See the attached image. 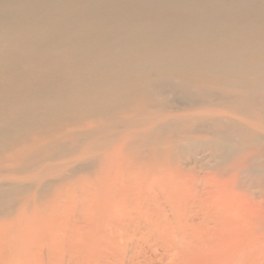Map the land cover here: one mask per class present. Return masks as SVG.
I'll return each mask as SVG.
<instances>
[{
	"label": "rangeland",
	"instance_id": "374dc122",
	"mask_svg": "<svg viewBox=\"0 0 264 264\" xmlns=\"http://www.w3.org/2000/svg\"><path fill=\"white\" fill-rule=\"evenodd\" d=\"M20 1L25 4L26 0ZM68 1L72 3V7H70L69 10L72 13L73 19L78 15L77 18L82 19L83 22H90L87 17L89 15L88 13H91L88 12V10L91 11V9L87 8V6L95 5L97 0ZM112 1L116 2L114 3L116 8H114V6L112 8L110 7L113 2L105 0L106 9L102 8L99 12H93L96 17L101 18V22L105 21L101 26L102 30L93 28L87 23L82 27L63 29L65 39L56 40L58 42L57 47L65 51L66 46L71 45L77 48L76 52H64L65 56L63 57L48 53L33 62L32 58L36 54L34 50H29L17 55H11L12 52L8 51L7 54L11 55L7 58L8 65L23 67L24 64L34 71L35 76L32 83H28L22 87L18 83L13 84L5 80L3 75L5 68L0 66V96L8 97L12 102L20 100L38 101L43 107L46 106V108L49 107L46 105L48 104L49 97L61 98V94H64L62 88V81L64 79L61 73L62 68L65 66L71 73L77 71L67 66V60L75 59L78 63L81 61L82 63L89 64L90 60H96L99 56L103 55L102 52L99 53L100 51L105 50L108 52L111 48L107 41L104 39H102L103 41L99 40L100 36L102 37V35L108 34L112 28L114 29L120 24L131 26L139 22V16H141V14L133 13L131 9H136L134 3L128 0ZM166 1L168 4L173 3V0ZM257 1L258 3L255 4ZM34 2L40 3V0H34ZM7 3H9L8 0H0V6L2 7H9ZM255 3L253 2L247 6L246 10L239 8L240 11L238 10L236 12L237 14L232 18L233 24H236L235 27L239 25H248L250 23L256 25L255 21H257L258 25L262 23L258 13L261 12L260 10L263 11L264 9V0H256ZM152 4L156 6L154 2H152ZM12 7H15V9L20 12L23 11L25 16L29 15L19 4L12 5L11 3L10 8ZM84 8L87 9L84 10ZM51 11L53 12V10ZM152 12L151 9L147 14L148 17L144 16L149 19L150 22H152V18L159 17L164 23H170L174 20L176 24L180 23L179 25L181 26L187 19V15L181 11L170 13L169 9H165L161 11L160 14H153L155 12ZM249 13L252 14V19L249 18ZM51 15L46 14L47 18L51 17ZM218 17L219 19H216L218 23L225 22L223 16ZM240 19H242L244 23ZM253 28L255 29L253 32L255 41H253L252 35V37L244 38L243 41L245 43L243 41H241V43L247 44V42H257L262 32L259 31V28ZM171 33L173 32H168L161 43L153 45L154 48L165 46L166 43L170 42L172 40ZM256 33L257 35H255ZM231 34L230 31H223L222 35H217L218 38H216V41L215 39L207 40L204 45L213 46V48L219 51L228 49V52H232L238 44L235 40H231L232 42H230L227 39ZM127 37L129 36L121 40L119 44L121 49L140 46L131 40H126ZM221 41H225L227 47L220 44ZM31 42L34 44H41L43 41H37V39L32 38ZM14 47V43L9 45V49L12 51ZM89 47V51H84L85 48ZM246 54L248 56H246ZM204 55H208V53ZM259 57L260 55L258 53L247 52L245 55H242L245 61H254ZM146 59L147 57L141 55L140 52L134 53L132 57L126 55L125 52L121 56L118 55L115 57V61H123L127 64L137 63L138 60L146 61ZM50 60L57 64L56 66L59 70L51 71L46 68V66L42 69L46 62ZM110 74H112L111 71L107 72L105 75ZM196 75L199 76V78L196 77ZM209 75L210 74L202 72L189 73L180 68L170 71H154L148 69L143 73L135 74L136 77L133 74L128 75L129 84L136 86L138 92L143 90L149 91V98L146 96L142 97L139 94L129 95L127 99L120 100L118 110L113 111L112 114L115 115V119L118 116L124 117L125 115V118L137 116L136 118L140 117L139 119H143L144 121L147 120L148 123L143 122V126L136 129L132 128L123 132H120L121 130L115 132L116 138L114 137L115 139H112L113 142L100 150L94 149L93 147L89 149L88 145H90L91 148V145H94L96 141L106 136L105 133H102L98 137L96 136V138L91 139L89 142L84 141L77 143L72 140L73 138L67 137L70 141H68L65 146L55 151L51 150V147L43 148V146L45 147L47 145L53 146L52 144H54V142H59L58 144H61V141L69 132L82 130L87 124L91 125L97 122L105 124V121L103 122L101 119L79 117L81 113L77 111L76 107L71 106L64 108L61 106L59 113L43 117L42 119L40 118L36 120V122L38 121L37 124L35 123L36 125H32L24 132L8 139L0 140V185L2 187L4 186V191L2 190L3 198L0 199V264H129V261L133 260L135 256L137 260L134 259L132 262L133 264H172L170 261H173L174 264H222L224 260L225 262L223 264H235L239 256L240 259H243H241L242 263L238 259V263L240 262L241 264H264V252H262L264 250V140L259 143L257 142L258 145L255 143L252 145L250 143L239 142V140L236 139V141H234L235 144H233V146L230 145L231 148L236 146L234 149H231V155L220 157V154L216 151H212L210 147L212 138L214 137V129L211 126L212 121L205 122V125L207 124L209 127L200 122H182L184 120L182 116L188 114L193 115L199 113V111H218L214 106L208 105L207 102L215 104L219 102V96L209 97V94L222 92L226 93L227 96L234 95L238 97L243 92L237 88L240 86H243L244 90L248 92L255 91V96L258 98L259 103L261 101L264 102V80L263 78H257L255 80H245L241 78L240 80H235L237 87L233 86V88L229 86V82H227L229 80L224 77H213ZM154 77H156L158 81V86L153 88L146 86L145 81L151 80ZM182 81L190 83L195 89L181 84ZM45 82H52L54 87L47 88L46 93H37L35 90L37 89L35 88L36 84ZM96 91L97 89L95 86H90L87 89L78 90L76 97L78 99L91 98L96 94ZM47 93H50V95L46 96ZM201 97L206 103L204 107L201 106L202 108L194 105L201 100ZM102 107L103 106H101V108ZM144 107L149 109L147 112H143L146 113L145 115H140L141 113L139 114L138 110L142 108L143 111L145 109ZM203 109L204 111H202ZM218 112L222 114L223 110ZM224 115L234 117L230 111H225ZM242 120L247 123L251 129L259 132L262 136L264 135L263 112L259 114V119L256 122H254L255 120ZM169 121H171L173 125L156 130L158 124L171 123ZM153 125L154 127L152 128ZM205 127L208 128L209 131L211 129V131H205ZM69 128H71V130ZM148 131L150 133L148 139L146 138L142 141L137 137L136 141L123 148L122 156L124 160H128L126 162L127 164L125 165L124 161L121 162L119 165L120 171L118 170L117 174L113 172L115 168H107L106 174L103 175V179H107V181L103 182L102 179L99 178L102 175L103 169L101 165H105L101 161V156L107 151L117 147V145L119 146L126 136L132 134L139 135V132L140 134L145 132L148 133ZM153 132L156 134L154 135ZM179 132H184V134ZM186 132L187 134H185ZM125 133L129 134L124 136ZM168 134L172 136H168ZM55 135H57V137ZM262 136H258V138L262 139ZM58 137L60 138L58 139ZM227 140H230L229 137H227ZM245 140L250 141V137H246ZM91 142L93 143L91 144ZM23 143L25 144L22 145ZM39 149L43 151L40 156L41 159L38 158L34 162L35 165L28 169L25 168L28 163L26 165L23 163L24 165L22 166L20 160L23 154L25 153V156H27ZM235 150L237 154L233 153ZM56 151L58 152L57 154ZM54 152L56 156L51 157ZM238 153L241 154L239 155ZM63 154L66 155L63 156ZM19 155L21 156L18 158ZM44 155L45 158L43 159L42 157H44ZM239 163L242 164V168L238 167ZM170 173H172L171 176L169 175ZM114 175H117L115 176L117 179H114ZM142 177H144L143 180L141 179ZM151 177H161V182L165 183L167 179L170 182L162 185L160 184V186L156 183L154 186L151 183ZM97 178L99 181H97ZM139 179L140 182L138 183L137 181ZM108 180L113 181L110 182L112 188H108V185H110ZM144 183L145 185H143ZM133 188L135 190H133ZM139 191L143 193L140 194ZM139 195L142 197L140 198ZM151 197H153V199ZM148 200L153 201L151 203L153 207H155L154 209L147 205L151 204ZM136 203L137 205H135ZM138 205L141 207L140 211ZM112 206L114 209H112ZM133 206H135V208H133ZM156 208L157 211H154ZM145 209L148 210L144 211ZM152 209L153 211H151ZM113 210L114 212H112ZM149 215H151L152 218H155L154 215H156L158 224L154 221L155 219L153 220ZM97 217L99 219H97ZM166 217H168V219ZM149 218L152 219L151 223ZM166 219L168 220L167 222L165 221ZM226 219L229 221L227 222ZM119 221L124 225H121ZM100 223L101 225H99ZM110 223L114 227L115 225L116 227L127 225V229L121 226L118 229L115 227V229ZM152 223H154V226L150 225ZM117 224L120 225L118 226ZM146 224L148 226L150 225L149 230ZM167 224H170L169 227L171 229H169V227L167 228ZM111 226L113 228H111ZM128 227L130 228L129 230ZM163 228L164 230L168 229L169 231H167L169 234L166 230L164 231ZM227 228L229 230H227ZM152 229H154V231H152L155 233L153 234L154 236L151 235L152 232L150 230ZM137 231L138 233L136 235ZM194 232L197 234L196 238L198 240L193 237L195 234H190ZM119 233H121L122 236L124 234L123 239ZM144 233H146L145 236ZM147 233L149 236H147ZM181 233L183 234L181 235ZM139 235L141 236L139 237ZM166 235L167 238H165ZM170 235H173L174 238L180 237L179 239H183L184 241L180 240L181 243H179V239L176 240V238L174 239L173 236H171L173 241L175 240V242H173L172 238H169ZM219 236L221 239H219ZM198 237H201L202 241L199 240ZM152 238H154V240L158 238L155 240L156 242L153 240L157 245H154L155 243L149 240ZM161 238L165 240L167 245L163 239L161 241ZM130 239L133 241L135 239L134 242L139 241L137 242L138 245L137 243L136 245L133 244V241L131 242ZM191 239H195V241L192 242ZM222 239L224 242L228 240V242H232V244L230 245V243L226 242L227 246L223 244L221 249L220 247L215 248L217 247L215 243L218 242V246L223 243ZM75 241H77V243ZM176 241H178V243H176ZM198 241L200 243H197ZM110 242H112L111 246ZM129 242L131 243L129 244ZM101 243H103L102 247ZM191 243L193 245H191ZM201 243H205L204 245L206 246L204 247ZM186 244L187 247L185 246ZM134 245L136 247H134ZM170 245L171 247H169ZM228 246L230 247L226 248ZM113 247H116L115 250H113L114 252L112 251V249H114ZM184 247H186V249ZM199 247L203 250L200 251L201 249ZM211 247L214 248L212 249ZM103 248L106 252H104ZM204 249H206V251ZM216 250H219L220 253L219 251L217 253ZM246 250L248 252H246ZM110 251L111 254L109 253ZM130 251L132 255H129ZM134 251H136V253ZM170 251L173 252V255H170L171 257L166 255L168 253L172 254ZM223 251L226 257L223 255ZM229 251H231V253ZM242 252H244V254H242ZM229 254L231 257H229ZM102 255H106V259H103ZM243 255H246V257H243ZM173 256H175V258H172ZM173 259L176 260V262H178V259L181 260L176 263ZM221 259L224 260L221 261ZM218 260L219 262H217ZM230 260H234V262L232 261L230 263Z\"/></svg>",
	"mask_w": 264,
	"mask_h": 264
},
{
	"label": "bare ground",
	"instance_id": "6f19581e",
	"mask_svg": "<svg viewBox=\"0 0 264 264\" xmlns=\"http://www.w3.org/2000/svg\"><path fill=\"white\" fill-rule=\"evenodd\" d=\"M8 1H9V3H7V4L9 5V7L0 6V66H3L5 68L4 72H3L5 80H7L13 84L18 83L22 87H24V85H27L28 83L30 84L33 82V78L35 76V73L33 70H31V68L26 67L24 64H23V67H20V66L14 67L13 65H8V61H7L8 57H10L11 55L22 54L23 52H26L29 50H34L36 52V54L32 58L33 62H35V60H37L39 58H42L45 54H48V53L56 54V55H59L60 57H63V56H65L64 52L73 53V52L77 51V48H75L71 45H67L65 51H63L57 47V44H58L57 41L65 39V34L63 33L64 28L68 29V28H73V27H76V28L82 27L87 23L93 28H98V29L102 30L101 26L105 22V21L101 22V18L96 17V15L93 13L94 11L99 12L100 10H102V8L106 9V5L104 3L105 0H97L95 5H88L87 6V8L91 9V11L88 10V12H91V13H88L89 15L87 14L88 15L87 19L90 22H87V21L83 22L82 19L77 18L78 15L76 17L74 16L75 18L73 19L72 13L69 10V8L72 7V3L68 0H40V3L39 2L35 3L34 0H26L25 4H23L20 0H18V1L17 0H13V1L8 0ZM108 1L113 2L112 0H108ZM128 1H131L132 3L135 4L136 9L131 8L132 12L141 14V16H139V18H140L139 22L137 24L131 25V26L125 25V24H120V25L116 26L114 29L112 28L108 34L102 35V37L100 36L99 40L103 41L102 39H104L105 41H107L110 44L111 48L108 50V52H106L105 50L100 51L99 53L102 52L103 55L99 56V58L96 60H90L89 64L82 63L81 61L78 63V61L75 59L67 60L66 61L67 66H69L71 69H76L77 71L75 73H71V71L67 70L65 68V66L62 68L61 73L63 75L62 77L64 78L62 81V85L64 87L62 86V88H63L64 94H61V98L49 97V100L47 102L48 104H46L47 106H49L48 108H46V106L43 107V105L40 104V102H38V101L20 100V101L12 102L10 99H8V97L0 96V140L8 139L12 136L18 135L21 132H24L26 129H28L29 127H31L35 123L37 124L38 121L36 122V120H38L40 118L42 119L43 117L52 116L53 114L59 113L61 106H62V108L67 107V106H71V107H76L77 111L79 113H81V115L79 117L101 119L103 122L105 121V124L104 123L102 124L100 122H97V123L91 124V125L90 124H87V125L84 124V125H86V127L84 129H82V130L80 129L79 131L75 130V132L74 131L69 132L67 134V136L61 141V144H58L59 142H54V144H52L53 146L47 145L45 147L43 146V148L51 147V150L55 151L56 149L62 148L63 146H65V144H67L68 141H70V139H68L67 137L73 138L72 140H74V142H77V143L78 142H84V141L89 142L91 139L96 138V136L98 137L102 133H105L106 136H104V138L100 139L99 141H96L94 145H91V148H90V145H88L89 149H92V147H93L94 149L100 150L101 148H103L106 145H109L110 143L113 142L112 139L116 138L115 132H118L120 130H121L120 132H123V131L129 130V129H132V128L136 129L138 127L143 126V122L148 123L147 120L144 121L143 119H139L140 117L136 118L137 116L125 118V116H126L125 115L124 117L118 116L115 119L114 118L115 115L112 114L113 111L118 110L120 100L122 101V100L127 99V97L129 95L139 94L142 97L146 96L147 98H149V93H148L149 91L147 92V90L146 91L143 90V91L138 92L136 86L131 85L128 82L129 81L128 75L133 74L135 76V74L143 73V72L147 71L148 69H152L154 71H159V70L170 71L173 69L178 70L180 68V69H184L185 71H188L189 73H199V72L201 73L202 72V73L210 74L209 76H213V77H224L225 79L229 80L227 82H229L230 87H233V86L237 87V83L235 82V80H238V79L240 80L241 78H244L245 80L246 79L247 80H249V79L255 80L257 78H263V80H264V9H263V11L260 10L261 12L258 13L259 18L261 19V22H262L259 25L257 24V21H255L256 25H254L253 23H250L248 25H244V26L239 25L238 27L237 26L235 27L236 24L234 25L232 22V18L234 17L235 14H237L236 12L239 10V8L240 9L242 8V10L243 9L246 10V7L249 6L253 2L255 3L256 0H227V1H225V0H173L172 4H168V2L166 0H161V1L128 0ZM152 2H154V4H156V6L153 5ZM11 3H12V5L13 4H15V5L19 4L20 6H22V8H24L25 11H27L29 13V15L25 16V14H23L24 13L23 11L20 12L19 10H16L15 7L10 8ZM114 3H116V2H113V4L110 6L111 8L115 5ZM257 3H258V1L255 4H257ZM108 4H110V3H108ZM152 5H153V7H152ZM154 6H155V8H154ZM87 8H84V10H86ZM114 8H116V7L114 6ZM151 9L153 12H155V13L152 12L153 14H160L161 11H163L165 9H169L170 13L171 12L176 13V12L181 11L182 13L187 15V17H186L187 19L185 18L186 21L184 24L182 23L183 25H181V26L179 25L180 23L176 24L174 22V20L170 23L169 22L164 23V22H162V20L159 17L152 18V22H150V20L145 18L144 16H147L148 12H150ZM51 10H53V12ZM243 13H244V11H243ZM46 14H48V15L52 14V15H51V17L47 18ZM251 15L252 14H250L249 15L250 17L249 16L248 17L251 18ZM218 16H220V17L223 16L225 18V22L218 23V21H216L217 18L219 19ZM254 16H255V14H254ZM256 17H257V15H256ZM240 20L242 21V19H240ZM253 21H254V19H253ZM242 22L244 23V21H242ZM240 24H241V22H240ZM253 27L259 28V31L262 32V33H260L261 39L259 38L260 40L258 39L257 42H255V43L254 42H247V44L241 43V41H243L244 38L252 37V35H253V41H255L254 40L255 36L253 33L255 31V29ZM171 31L173 32V33H171L172 34V40L170 42L166 43L165 46L163 45V46H160L158 48H154L153 45L161 43L164 40L167 33L171 32ZM223 31L224 32L230 31L232 33L229 37H227V39L230 42H232L231 40L236 41V43L238 45L235 48V50H233L232 52H228V49H226L224 51L223 50L219 51L216 48H213V46L204 45V43L207 40L215 39V41H216V38H218L217 35H220V34L222 35ZM255 35H257V33ZM126 36H129L126 38V40H131L135 44H139L140 46L139 47L134 46V48L125 47V48L121 49V46L119 44H120L121 40H123ZM32 38L37 39V41L42 40L43 42L41 44H38V43L34 44L31 42ZM245 40H247V39H245ZM221 42H220V44H222L224 47H227L225 45L226 44L225 41L222 43ZM12 43L15 44L13 51L11 49H9V45ZM89 50H90V47L85 48L84 51H89ZM8 51L12 52L11 55L7 54ZM124 52L129 57H132L134 55V53L140 52V54L143 55L144 57H147V59H146V61L145 60H142V61L138 60L137 63H129V64H127L123 61H118V60L115 61V57H117L118 55L121 56L122 54H124ZM247 52L258 53L260 55V57L254 61H252V60H246L245 61L243 59L244 57L242 58V55H245V53H247ZM205 53H208V55H204ZM246 56H248V55L246 54ZM248 58H250V57H248ZM253 58H255V57H253ZM56 65L57 64L55 62L50 60V61L46 62V64L42 67V69H44L46 66V68H48L51 71L59 70V68ZM109 71H111L112 74L105 75ZM136 76H139V75H136ZM196 77L199 78V76H197V75H196ZM199 81H197V82H199ZM145 84H146V86L153 88V87L158 86V81H157L156 77H154L151 80L145 81ZM181 84H184L185 86H187L191 89H195L188 82L182 81ZM52 86L54 87L52 82L40 83V84H36L35 88H37V89H35V90L37 93H46L47 92L46 89L49 87H52ZM90 86H95V88L97 89L96 94H94L91 98L78 99L76 97V95L78 94V90L87 89ZM237 88H239L241 91H243L241 93V95L238 97H235L234 95L227 96L226 93H222V92H216V94H213V93L209 94V97H215L216 95L219 96V98H218L219 102H216L217 104L216 103L213 104V103H209V102H207V103H208V105L214 106V108H216L218 111L223 110L222 114L218 111H214V112L213 111H205V112L199 111V113H196L193 115L188 114V115L182 116V118L184 119L182 122H185V123L200 122V123H203L205 125V122L207 123V121H212L211 126L214 129V137L212 138L210 147H211L212 151L218 152L220 154V157L225 156V155H231L230 154L231 149H234L236 146L234 148H231L230 145L233 146V144H235L234 141H236V139H238L239 142L250 143L252 145H254L253 143L258 145L259 142H262L264 140V135L262 136L259 132H256L255 130L251 129L249 127V125L242 120V119H248V120H253V121L255 120L254 122L258 121L259 114L260 113L262 114V112L264 113V102L261 101L259 103L258 98L255 96V91L248 92V91L244 90L243 86H240ZM49 92H53V91H49ZM202 93H206V92H202ZM49 95H50V93L46 94V96H49ZM140 96H138V97H140ZM214 100H216V99H214ZM10 102H12V103H10ZM110 102H112V103H110ZM205 104L206 103H205L204 99L201 97V100L197 104H194V105L204 107ZM101 106H103V107L101 108ZM128 107H130V106H128ZM144 108L145 109L143 111H142V108L140 110H138L139 114L141 113L140 115H145L146 113H143V112H147L149 109L146 107H144ZM109 110H110V113H109ZM202 111H204V109ZM225 111L226 112L230 111V113H232V115H234V117L224 115ZM79 117H77V118H79ZM77 118H76V120H77ZM73 120H74V118H73ZM169 122H171V121H169ZM174 124H175V122H174ZM149 125H147V126H149ZM171 125H173L172 122L160 124V125L158 124L156 130L160 129V128L164 129L165 127H168ZM153 127H154V125L152 126V128ZM190 128H191V126H190ZM69 129L71 130V128H69ZM213 129H212V131H213ZM156 130H154V131L157 132ZM195 130H198V129H195ZM140 131H143V130H140ZM205 131H209V129L206 128ZM210 131H211V129H210ZM127 132H129V131H127ZM179 133H182V132H179ZM61 134H63V133H61ZM126 134H129V133H125L124 136H126ZM138 134L139 135H137V134L136 135L135 134L128 135V136H126V138L124 140H123V135H122L123 141L120 139L122 141V143L120 144L118 141V143L120 144L119 146L117 145L118 144L117 143L116 144L117 147L107 151L105 154H103L101 156V158H102L101 161L105 165L104 166L101 165V167L103 169H102V175L99 178L102 179L103 182L107 181V179H103V175L106 174L107 168H111V169L115 168L114 169L115 171L113 170V172H115L117 174L118 170H119L120 163L124 161L125 165L127 164L126 162L128 160L127 161H126V159L124 160V157L122 156L123 148L126 145H129L130 143L136 141L137 137L140 138L142 141L144 139H146V138L148 139V137H150L149 131H148V133L145 132L143 134H140V132H139ZM155 134L156 133H154V135ZM182 134H184V132ZM185 134H187V132ZM203 134H205V133H203ZM119 135H120V133H119ZM169 135L170 134H168V136ZM55 136L57 137V135H55ZM170 136H172V135H170ZM258 136H262V139H259ZM227 137H229L230 140H227ZM239 137H242V138H239ZM243 137H245V138L250 137V141H246L245 138H243ZM59 138L60 137H58V139ZM58 141H60V140H58ZM156 141H157V139H156ZM92 143L93 142H91V144ZM156 143H158V142H156ZM24 144L25 143H23L22 145H24ZM154 145H157V144H154ZM151 146H150V148H151ZM131 150H133V149H131ZM57 151H56V154L58 153ZM41 153H43V151L41 149L35 150L33 152V154H30L27 156H25V153H24L21 160H20L22 163V166L24 164L26 165L28 163V165H26V167H25L26 169L33 167L35 165L34 162L38 158L41 159V157H40ZM233 153L237 154L236 150H235V152L233 151ZM233 153H232V155H233ZM246 153H249V152H246ZM64 155H66V154H63V156ZM20 156L21 155H19L18 158ZM53 156H56L55 152L52 153L51 157H53ZM42 158L44 159L45 155ZM68 160H69V158H68ZM47 161H49V160H47ZM86 166H88V165H86ZM238 167L242 168V164L239 163ZM40 172H41V170H40ZM109 173H111V172H109ZM171 174L172 173H170L169 175L171 176ZM166 175H168V174H166ZM115 176H117V175H114V177ZM120 176H121V173H120ZM144 177H142L141 179L143 180ZM119 178H121V177H119ZM151 178H152L151 179L152 185L157 183V185L159 184V186H160V184L162 185V184H166L167 182H170L168 179L165 183L161 182L160 181L162 179L161 177H159V178L151 177ZM114 179H117V178L115 177ZM97 181H99L98 178H97ZM102 181H100V182H102ZM110 182H113V181L110 180L109 183ZM114 182H115V180H114ZM137 182L139 183L140 179ZM133 185H135V184H133ZM143 185H145V183ZM111 186H112V184L110 183V185H108V188H112ZM123 186H125V185H123ZM3 187L0 185V199L3 198V194H2V190L4 191ZM127 190H129V189H127ZM133 190H135V189L133 188ZM142 190H143V188H142ZM151 191H150V193H151ZM142 193L143 192H140V194H142ZM150 193H145V194H150ZM139 197H140V195H139ZM151 198L153 199V197H151ZM148 199H149V196H148ZM148 201H150L149 203L153 202L152 200H148ZM151 204H147V205H149L150 208L152 207L154 209L155 207H153V204L152 205ZM135 205H137V203ZM212 205H210V206H212ZM122 206H124V205H122ZM138 207H139V205H138ZM133 208H135V206H133ZM140 208L141 207H139V211H140ZM112 209H114L113 206H112ZM115 209H117V208H115ZM131 209H132V207H131ZM153 209L151 211H153ZM146 210H148V209H145L144 211H146ZM154 211H157V208ZM112 212H114V210ZM154 213H156V212H154ZM225 213H226V211H225ZM150 214H151V212H150ZM174 215H175V213H174ZM113 216H115V215H113ZM154 216H155V218H152L151 215H149V217H151L153 220L155 219L154 221H156L157 217H156V215H154ZM122 217H123V215H122ZM84 218H86V217H84ZM159 218H160V216H159ZM166 218L168 219V217H166ZM97 219H99V218L97 217ZM152 219L149 218L150 223H151ZM167 219L165 220L166 222L168 221ZM120 221H119V223L122 225L123 223H121ZM123 221L126 222L125 220H123ZM228 221L229 220H227V222ZM94 222H95V220H94ZM156 222L158 224V221H156ZM220 222H221V219H220ZM220 222H218V223H220ZM102 223H103V221H102ZM148 223H149V221H148ZM154 223H152L150 225L154 226ZM160 224H161V222H160ZM99 225H101V223ZM169 225L167 226V228L169 227ZM112 226H111V228L114 227V226L113 227ZM149 226L147 228L148 230H149ZM115 227H116V225H115ZM119 227H116V228L118 229ZM137 227H138V225H137ZM223 227H224V225H223ZM111 228H109V229H111ZM122 228L127 229V225L123 226ZM129 229L130 228L128 227V230ZM140 229H141V226H140ZM169 229H171V228L169 227ZM138 230H139V228H138ZM163 230H164V228H163ZM227 230H229V229L227 228ZM119 231H120V229H119ZM150 231L152 232V231H154V229H152ZM232 231H233V229H232ZM227 232H230V231H227ZM137 233H138V231L136 232V235H137ZM119 234L121 235V233H119ZM153 234H155V233L152 232L151 235H153ZM168 234H169V232H168ZM182 234L183 233H181V235ZM190 234L191 235L195 234V232L190 233ZM217 234H219V233H217ZM145 235H146V233H144V236ZM140 236L141 235H139V237ZM147 236H149V234ZM153 236H151V237H153ZM171 236H173V235H170L169 238ZM196 236H197V234H195V236H193V237L196 238ZM220 236H221V234H220ZM220 236H219V239H221ZM155 237H157V236H155ZM123 238H124V234L122 236V239ZM127 238H128V236H127ZM158 238H155V240H157ZM163 238H161V241ZM165 238H167V235L165 236ZM173 238H174V236H173ZM173 238H172V241H173ZM175 238L177 240L180 237H178V238L175 237ZM164 239H163V241L165 242ZM149 240L153 241L154 238L149 239ZM180 240L181 239H179V243H181V241H184L183 239L181 241ZM185 240H186V237H185ZM191 240H192V242L195 241V239H191ZM199 240H201V237L199 238ZM130 241L132 242L133 240L130 239ZM134 241H135V239H134ZM134 241H133V244H135V245L137 242H139V241H137V242H134ZM215 241H216V239H215ZM217 241H218V239H217ZM231 241H232V239H231ZM75 242L77 243V241H75ZM131 242H129V244ZM173 242H175V240ZM211 242H212V240H211ZM222 242L223 243H221L220 246H218V242L217 243L213 242L217 246V247H215V246L214 247L215 248L220 247V249H221L223 244H226V246H227L226 242H228V240L224 242L222 239ZM148 243H149V241H148ZM176 243H178V241H176ZM197 243H200V242L198 241ZM228 243H230V242H228ZM102 244L103 243H101V247H102ZM111 244H112V242H110V246H111ZM201 244L204 245L205 243L204 244L201 243ZM201 244H200V246L202 247ZM210 244H212V243H210ZM219 244H220V242H219ZM231 244H232V242L230 243V245ZM233 244H235V243H233ZM135 245H134V247H136ZM137 245H138V243H137ZM148 245H150V244H148ZM154 245H157V244L155 243ZM162 245H163V243H162ZM166 245H167V243H166ZM191 245H193V244L191 243ZM173 246H172V248H173ZM185 246L187 247V244ZM205 246L206 245H204V247ZM101 247H100V249H101ZM140 247H141V245H140ZM148 247L151 248L150 246H148ZM169 247H171V245ZM179 247H181V246H179ZM186 247H184V248L186 249ZM190 247H192V246H190ZM229 247L230 246H228L226 248H229ZM113 248L114 249H112V251L115 250L116 247H113ZM184 248H182V249H184ZM199 248H198V250H199ZM223 248H225V247H223ZM165 249H166V247H165ZM173 249H171V250H173ZM192 249H194V248H192ZM200 249H201L200 251L203 250L202 248H200ZM206 249H204V250L206 251ZM257 249H258V247H257ZM153 250H154V248H153ZM226 250H229V249H226ZM226 250H224V251H226ZM131 251H132V249H131ZM131 251H130V253H131ZM190 251H191V249H190ZM216 251L218 253L219 250H216ZM224 251H223V255L225 254ZM104 252H106L105 249H104ZM113 252H112V254H113ZM134 252L136 253V251H134ZM137 252H140V251H137ZM229 252L231 253V251H229ZM246 252H248V251L246 250ZM262 252H264V250ZM109 253L111 254V251ZM130 253H129V255H132V253L131 254ZM171 253L172 254L168 253L166 255H169V256L173 255V252H171ZM219 253H220V251H219ZM240 253H241V251H240ZM137 254H139V253H137ZM176 254H178V253H176ZM201 254H202V252H201ZM242 254H244V252H242ZM215 255H216V253H215ZM124 256H125V254H124ZM181 256H182V254H181ZM181 256H179V257L180 258L184 257V256H182V257ZM247 256H248V254H247ZM102 257L104 259L106 257V255L105 256L102 255ZM117 257H115V258H117ZM135 257H134V259H135ZM229 257H231V255ZM243 257H246V255H243ZM172 258H175V256H173ZM193 258H194V256H193ZM237 258H238V254H237ZM184 259H185V257H184ZM234 259H236V258H234ZM238 259L242 263V261H241L242 258L240 259V256ZM238 259H237V263L239 261ZM251 259H253V258H251ZM130 260H131V258H130ZM133 260H131L129 262L131 264H133L132 263ZM135 260H137V259H135ZM176 260H177V258H176ZM176 260H174V261L176 262ZM179 260H181V259H178V262H179ZM222 260H224V259H221V261ZM169 261H170V259H169ZM232 261L234 262V260H232ZM232 261L230 260V263ZM170 262H172V264H174L173 261H170ZM178 262H176V263H178ZM217 262H219V260ZM224 262H225V260L223 261V263ZM240 262L238 264H241ZM237 263H235V264H237ZM168 264H171V263H168Z\"/></svg>",
	"mask_w": 264,
	"mask_h": 264
}]
</instances>
